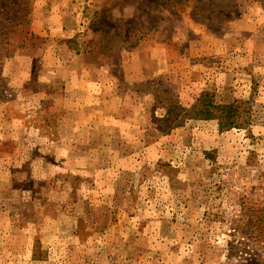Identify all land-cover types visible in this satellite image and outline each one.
Returning <instances> with one entry per match:
<instances>
[{"label":"rangeland","instance_id":"1","mask_svg":"<svg viewBox=\"0 0 264 264\" xmlns=\"http://www.w3.org/2000/svg\"><path fill=\"white\" fill-rule=\"evenodd\" d=\"M262 206L264 0H0V264H264Z\"/></svg>","mask_w":264,"mask_h":264},{"label":"trees","instance_id":"2","mask_svg":"<svg viewBox=\"0 0 264 264\" xmlns=\"http://www.w3.org/2000/svg\"><path fill=\"white\" fill-rule=\"evenodd\" d=\"M207 97L208 94H202L198 97V99L196 100V107H195L196 110H193L194 116H203L204 118H218L219 123L222 126V124H224L225 121H227V119L230 118L231 111H227L222 116H215L213 111L221 108V106L214 104ZM262 210L264 211V206H262ZM248 264H258V263H256L255 261H253V259H251Z\"/></svg>","mask_w":264,"mask_h":264}]
</instances>
